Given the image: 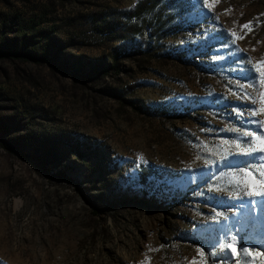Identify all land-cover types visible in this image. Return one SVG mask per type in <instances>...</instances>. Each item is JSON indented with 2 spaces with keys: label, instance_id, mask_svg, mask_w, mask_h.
I'll return each instance as SVG.
<instances>
[{
  "label": "rangeland",
  "instance_id": "rangeland-1",
  "mask_svg": "<svg viewBox=\"0 0 264 264\" xmlns=\"http://www.w3.org/2000/svg\"><path fill=\"white\" fill-rule=\"evenodd\" d=\"M209 3L0 0V48L33 58L0 57V264H232L233 234L264 252V197L229 175L259 154L222 144L264 120V0Z\"/></svg>",
  "mask_w": 264,
  "mask_h": 264
},
{
  "label": "snow or ice",
  "instance_id": "snow-or-ice-1",
  "mask_svg": "<svg viewBox=\"0 0 264 264\" xmlns=\"http://www.w3.org/2000/svg\"><path fill=\"white\" fill-rule=\"evenodd\" d=\"M204 2L209 6V8L213 7V4H210L209 0H204ZM242 27L248 28L249 31H251V22H249V24L243 25ZM231 35L233 37L232 43H235L237 38H243L237 37V34L234 32ZM254 67L255 71L259 73L260 85H264V59L259 61ZM252 70V68L242 69V71H247L249 73H251ZM256 80L257 77L252 75L250 77V84L240 85V87L242 89L251 87L253 92L258 93L259 87L256 83ZM242 98L251 99L253 105H255L257 102V97L250 92H244ZM262 112H264V102L261 103V107L259 109L253 107L249 115L256 117ZM241 115H243V113H237L238 117ZM246 123L256 124L259 127L256 130L248 129L243 132H241L239 128L228 129V131L237 132L239 135L231 141H222V144H229V148L224 150L223 158H226L229 154H232V149L236 150L235 154L243 156H250L251 154L258 153L259 155L256 157V159L261 162L259 167L252 166L248 169H242L237 173H229V175L231 176L232 182L236 184L246 195L264 197V120L252 119L246 121ZM139 159L143 158L139 157ZM257 180L258 185L255 186V190H249L250 184ZM236 194L238 195L239 193ZM217 215H219V213ZM245 242L246 241H244L243 237L238 238L237 234L225 236L223 241L219 242V250H229L230 255L235 257V259L232 261V264H256V258L259 259L260 264H264V252H253L249 248H244L242 244ZM197 251L200 257L199 264H209V257L215 255L214 252L206 253L201 248H198ZM248 256H252L253 259L248 260ZM191 264H198V261L194 258L191 261Z\"/></svg>",
  "mask_w": 264,
  "mask_h": 264
},
{
  "label": "trees",
  "instance_id": "trees-1",
  "mask_svg": "<svg viewBox=\"0 0 264 264\" xmlns=\"http://www.w3.org/2000/svg\"><path fill=\"white\" fill-rule=\"evenodd\" d=\"M153 10V9H152ZM142 20L144 21H148V19L150 18V12L147 10V8H142L139 10V14H138ZM154 18H156V20H160L159 17V12H157L156 14H153ZM152 19V17L150 18V20ZM149 20V21H150ZM0 57H8V58H30L33 59L29 54L25 53V52H21V51H16L14 49H2L0 48ZM113 67V66H112ZM5 147L15 156L19 157L20 159L23 160H30L33 161L34 163H36L42 170L47 171L48 167L46 166L44 160L33 157V155L30 152H26L23 149H21L20 147H18L16 144L14 143H5L4 144ZM57 177L58 176H63L60 175L59 173L56 174Z\"/></svg>",
  "mask_w": 264,
  "mask_h": 264
}]
</instances>
